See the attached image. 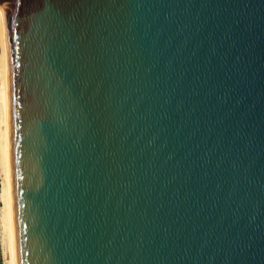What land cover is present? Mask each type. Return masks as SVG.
Wrapping results in <instances>:
<instances>
[{
	"label": "water",
	"instance_id": "1",
	"mask_svg": "<svg viewBox=\"0 0 264 264\" xmlns=\"http://www.w3.org/2000/svg\"><path fill=\"white\" fill-rule=\"evenodd\" d=\"M0 7L18 264H264V0Z\"/></svg>",
	"mask_w": 264,
	"mask_h": 264
},
{
	"label": "bare ground",
	"instance_id": "2",
	"mask_svg": "<svg viewBox=\"0 0 264 264\" xmlns=\"http://www.w3.org/2000/svg\"><path fill=\"white\" fill-rule=\"evenodd\" d=\"M0 161L3 172L2 226L5 243L10 254V264H18V237L15 213L12 138L10 118V87L5 13L0 7ZM3 181V180H2ZM2 235V236H3Z\"/></svg>",
	"mask_w": 264,
	"mask_h": 264
},
{
	"label": "rangeland",
	"instance_id": "3",
	"mask_svg": "<svg viewBox=\"0 0 264 264\" xmlns=\"http://www.w3.org/2000/svg\"><path fill=\"white\" fill-rule=\"evenodd\" d=\"M2 171V166H1V161H0V264H10V254L8 251V247L5 243L4 240V233H3V226H2V206H3V201H2V186L4 179L3 177V172ZM3 180V181H2ZM3 235V236H2Z\"/></svg>",
	"mask_w": 264,
	"mask_h": 264
}]
</instances>
